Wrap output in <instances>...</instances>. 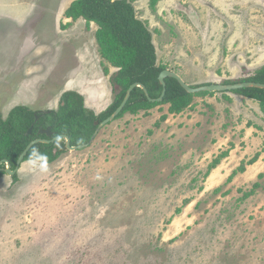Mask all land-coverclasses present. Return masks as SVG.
<instances>
[{"label": "rangeland", "instance_id": "rangeland-1", "mask_svg": "<svg viewBox=\"0 0 264 264\" xmlns=\"http://www.w3.org/2000/svg\"><path fill=\"white\" fill-rule=\"evenodd\" d=\"M71 1L0 0L3 118L17 105L56 110L68 91L96 115L113 101L116 69L99 56L96 25L64 17ZM130 1L158 64L189 86L245 78L264 66V0ZM241 98L197 97L159 128L154 122L168 106L151 110L155 119L126 113L58 164L25 161L16 182L5 174L0 264H264V146L261 162L227 182L244 158L240 148L249 149L245 162L256 155L238 125L255 119L264 133V116ZM236 147L206 174L214 157Z\"/></svg>", "mask_w": 264, "mask_h": 264}, {"label": "trees", "instance_id": "trees-1", "mask_svg": "<svg viewBox=\"0 0 264 264\" xmlns=\"http://www.w3.org/2000/svg\"><path fill=\"white\" fill-rule=\"evenodd\" d=\"M156 1L158 0H150L151 7ZM64 17L72 21L81 18L88 24L96 25L95 41L99 56L103 64H109L116 69L109 77L113 101L106 110L96 115L85 107L82 95L75 91H68L62 94L56 110L34 111L26 106L17 105L8 112L5 118L0 113V161H8L10 170H14L16 161L26 146L37 139L51 140L64 135L69 138L70 145L73 147L88 146L97 128L94 123L102 122L120 106L131 85L142 84L153 100L158 99L162 92L158 77L167 67L158 64L151 32L146 23L137 18L130 0H73L65 9ZM242 82L264 84V66L245 78L223 80L218 84L228 85ZM165 87V96L159 103L150 102L141 88H134L115 120L126 113L137 115L143 112L146 116L155 108L160 110L162 106H168L167 113L162 114L154 124L155 128H159L169 115L177 116L191 108L195 98L216 94L211 92L187 93L173 78H165ZM230 93L257 102L264 116V90L248 88ZM31 127L32 131L28 134ZM47 129H50L51 136L40 134L41 131ZM152 132L149 130L147 133L152 134ZM230 148H233V145L230 144ZM67 151L64 139L47 144L38 143L30 148L23 162L52 164ZM228 153L229 150L223 151L214 157L207 167L206 174L215 169L221 160L228 156ZM258 155L256 154L247 162L242 161L232 171L227 182H231L236 174L243 173L246 165L255 163ZM4 168V164L0 165V179L5 175ZM262 176L263 174L258 175L259 178ZM11 177L13 182L17 181V174ZM259 186L257 183L253 184L252 190L245 192L243 197H249Z\"/></svg>", "mask_w": 264, "mask_h": 264}, {"label": "water", "instance_id": "water-1", "mask_svg": "<svg viewBox=\"0 0 264 264\" xmlns=\"http://www.w3.org/2000/svg\"><path fill=\"white\" fill-rule=\"evenodd\" d=\"M165 78H173L175 79L179 84L180 86L187 92V93H190V94H195V93H199V92H211V93H227V92H231V91H235V90H240V89H248V88H256V89H262L264 90V84H261V83H255V82H242V83H237V84H228V85H224V84H208V85H203V86H198V87H192V86H189L187 83L184 82V80L178 75L176 74L175 72L169 70V69H166L164 71H162L158 77V81L160 83V85L162 86V92L160 94V97L158 99H151L147 93V90L145 89V87L142 85V84H133L131 85L126 94H125V97L123 99V101L121 102L120 106L109 116L107 117L105 120H103L102 122L98 123V122H95V126L97 127L96 128V131L94 132L93 136L91 137L90 139V143H92V141L94 140L95 136L97 135L98 131L104 127L105 125L109 124L110 122H112L113 120H115V118L120 114V112L123 110L124 106L126 105L129 97H130V94L132 92V90L134 88H141L146 96V98L150 101V102H161L165 96V92H166V87H165ZM32 131V127L29 129L28 131V134H30ZM40 134H44L46 136H51V133H50V129H47L46 131H41ZM60 139H64L65 140V147L68 151H75V150H80V149H83L87 146H84V145H80V146H76V147H73L70 145V140L67 136H64V135H60V136H57V137H54L53 139L51 140H41V139H37V140H34L32 142H30L26 148L22 151V153L19 155L17 161H16V165H15V168L14 170H10V164L8 161L6 160H2L0 161V165H5V168L3 169L5 174L8 175V176H13L15 175L18 170H19V167L20 165L23 163V160L27 154V152L30 150V148L33 146V145H36L38 143H52V142H55V141H58Z\"/></svg>", "mask_w": 264, "mask_h": 264}, {"label": "crops", "instance_id": "crops-1", "mask_svg": "<svg viewBox=\"0 0 264 264\" xmlns=\"http://www.w3.org/2000/svg\"><path fill=\"white\" fill-rule=\"evenodd\" d=\"M72 2V1H71ZM70 2V3H71ZM70 3H68L67 4V7L69 6V4ZM66 7V8H67ZM65 8V9H66ZM65 11V10H64ZM231 98V97H230ZM232 100V102H234V103H236L233 99H231ZM243 100V102H242V104H244L246 107H250V108H252V110H253V112L255 113V112H257L258 114H260L261 115V118H262V113H260V109H259V105H258V103L257 102H255V101H253V100H250V99H247V98H241V100H240V102ZM152 111H150L149 112V114L148 115H146V117H144L145 119H148V118H153V119H155L154 117H155V114L154 113H151ZM142 114L144 115V113L142 112ZM246 116H248V113H246L245 114ZM161 116V115H160ZM170 116H173V115H170ZM160 118V117H159ZM158 118V119H159ZM263 119V118H262ZM251 121L252 123H249V121ZM248 120L247 121H243L242 120V122L240 123V125H238V127H239V129L244 133V138L242 139V141L243 142H245V145L246 146H248V144H247V140H250V141H252L251 142V144L252 145H254L255 147H253L251 150L252 151H254V154H259V153H261L262 152V148H261V146L263 145L264 146V133H261V132H259L258 130H261V127L258 125V124H256V122H254V121H256L255 119H250V118H248ZM155 123V122H154ZM164 123V122H163ZM167 123H169V121H167ZM183 123V120L182 121H180L179 123H178V125H176V126H172V133H175L176 132V130L178 129V127H180L181 126V124ZM173 124V122L172 123H169L168 125L169 126H171ZM185 127H186V124H184L183 125V127L181 128L182 130L183 129H185ZM258 129V130H257ZM241 141V142H242ZM264 148V147H263ZM240 150H243V152H242V154L244 155V158H242L241 159V161H244V160H246V158H248V154H249V152H248V147H246L245 149L244 148H240ZM234 151V152H233ZM239 151V149H237V147L235 148V149H233L232 150V152L230 151L229 152V155H228V157H227V159H229V157L233 154V153H236V152H238ZM253 154V155H254ZM259 157H260V154H259ZM258 160H259V158H258ZM257 160V161H258ZM258 162H261V160H259ZM258 162H256V164L258 163ZM54 163H57V161L56 162H54ZM54 163H52V164H54ZM52 164H43V165H46V166H50V165H52ZM58 164V163H57ZM1 180V179H0Z\"/></svg>", "mask_w": 264, "mask_h": 264}]
</instances>
